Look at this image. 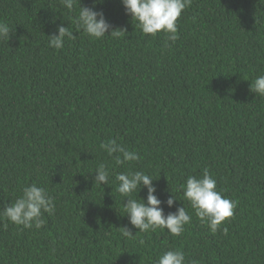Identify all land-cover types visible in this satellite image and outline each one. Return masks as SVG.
Segmentation results:
<instances>
[{"label": "trees", "instance_id": "1", "mask_svg": "<svg viewBox=\"0 0 264 264\" xmlns=\"http://www.w3.org/2000/svg\"><path fill=\"white\" fill-rule=\"evenodd\" d=\"M81 3L126 31H77L79 0L71 12L60 0H0L11 30L0 41V209L32 183L56 205L40 229L0 216V264H154L170 249L185 264H264V97L250 91L264 75V4L192 0L165 46L163 32L135 27L122 0ZM59 26L75 38L58 50L48 42ZM110 139L141 159L116 164L101 148ZM101 164L109 181L94 185ZM204 169L236 202L216 233L181 188ZM128 171L151 175L165 215L186 208L181 235L131 228L116 180ZM132 197L146 200L147 188Z\"/></svg>", "mask_w": 264, "mask_h": 264}, {"label": "clouds", "instance_id": "2", "mask_svg": "<svg viewBox=\"0 0 264 264\" xmlns=\"http://www.w3.org/2000/svg\"><path fill=\"white\" fill-rule=\"evenodd\" d=\"M61 5L69 12L74 9L77 0H60ZM96 3H103V0H96ZM192 0H122L126 14L130 15L135 25L140 28L143 34L156 36L158 33L165 34V46H171L180 37L177 27L178 18L186 8L190 7ZM264 4V0H260ZM78 14L74 22L77 31H82L94 39H103L106 35L119 38L126 30L121 28L113 29L107 21L103 11L95 10L93 7L84 6L79 0ZM111 34L109 35V30ZM10 27L5 22H0V41L10 40ZM74 39L75 35L69 27L59 26L58 34L49 36L48 46L55 49H62L65 38ZM250 91L264 97V75L257 76L251 81ZM101 148L114 156L118 165L126 162L139 161L141 157L135 151L128 150L124 145L115 139L103 143ZM94 185L108 184L109 171L104 164L99 165L95 170ZM118 181L117 191L126 197L124 212L128 217L131 228L138 229V232L155 231L156 229H167L170 234L179 236L184 231V226L191 222V216L185 207H180L176 212L165 215L161 207L163 201L156 195L157 189L153 184V178L143 171H128L116 175ZM147 188V198L138 200L132 194L138 189ZM183 198L187 200L195 215L201 223L207 225L212 233H216L220 226L234 215L236 202L230 200L217 190L216 180L204 169L201 177L188 176L186 182L181 185ZM140 193V192H139ZM178 199L173 194L166 203L172 207ZM56 209L54 198L42 186L36 183L25 186L22 194L10 205L0 209V216L6 217L10 222L24 228L33 226L40 229L46 220L44 213L54 214ZM7 227V224L4 225ZM124 227L123 235L133 237L132 230ZM227 234L228 229H223ZM141 243H143L141 241ZM185 254L179 249L168 250L157 259L154 264H185ZM190 264H199L198 261H191Z\"/></svg>", "mask_w": 264, "mask_h": 264}]
</instances>
